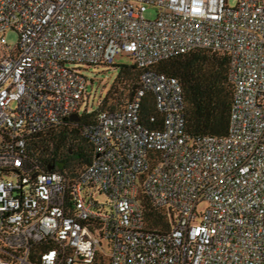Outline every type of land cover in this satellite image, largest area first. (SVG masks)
<instances>
[{"label":"built area","instance_id":"1","mask_svg":"<svg viewBox=\"0 0 264 264\" xmlns=\"http://www.w3.org/2000/svg\"><path fill=\"white\" fill-rule=\"evenodd\" d=\"M196 49L229 56L225 136L191 135L180 81L153 69ZM123 55L141 85L83 127L91 163L75 180L39 171L30 138L88 99L71 66ZM148 94L159 127L141 119ZM141 194L167 230L150 227ZM0 264H264V0H0Z\"/></svg>","mask_w":264,"mask_h":264},{"label":"trees","instance_id":"2","mask_svg":"<svg viewBox=\"0 0 264 264\" xmlns=\"http://www.w3.org/2000/svg\"><path fill=\"white\" fill-rule=\"evenodd\" d=\"M99 66L118 67V74L98 107L88 113L87 105L83 113L79 114L78 122L66 120L61 125L30 138L27 154L39 171L52 168L63 172L70 180L78 178L94 155L92 142L82 133L83 127L94 122L102 111L124 109L140 88L144 69L135 63L95 65ZM229 68L230 60L226 53L206 49H196L153 66L155 71L180 81L186 103V127L191 135L221 137L228 133L234 99ZM119 87L127 92L126 97H123ZM142 105L143 123L153 128L159 127L161 119L151 94L144 98ZM151 115H157L159 121L151 124ZM140 200L150 227L167 230L170 227L167 214L157 209L146 195L141 194Z\"/></svg>","mask_w":264,"mask_h":264},{"label":"rangeland","instance_id":"3","mask_svg":"<svg viewBox=\"0 0 264 264\" xmlns=\"http://www.w3.org/2000/svg\"><path fill=\"white\" fill-rule=\"evenodd\" d=\"M230 4L234 6L236 4V0H230ZM156 17L157 11L154 8H148V10L145 12V18L147 19L154 20ZM5 38L9 45L13 46L18 42L19 34L16 31H9L5 34ZM133 63L134 59L128 55L118 56L115 61L116 65H130ZM71 67L80 69V71L88 78V80H90V82L88 81V99L85 100L83 111L85 110L87 105L90 109L95 110L98 107V103L100 102V100L104 98L110 86L112 85V83H114V80L118 74V67H95L86 65H72ZM91 80H93L92 83ZM119 88L124 94L123 97H126L127 92L121 89V87ZM100 200H104V198L100 197ZM204 206L205 204L201 205V207Z\"/></svg>","mask_w":264,"mask_h":264},{"label":"water","instance_id":"4","mask_svg":"<svg viewBox=\"0 0 264 264\" xmlns=\"http://www.w3.org/2000/svg\"><path fill=\"white\" fill-rule=\"evenodd\" d=\"M70 121L73 122H78L79 121V115L78 114H74L69 118ZM50 171H52V168H50Z\"/></svg>","mask_w":264,"mask_h":264}]
</instances>
